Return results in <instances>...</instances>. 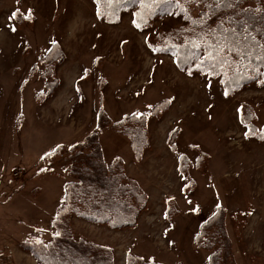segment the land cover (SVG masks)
<instances>
[{"label":"rangeland","instance_id":"374dc122","mask_svg":"<svg viewBox=\"0 0 264 264\" xmlns=\"http://www.w3.org/2000/svg\"><path fill=\"white\" fill-rule=\"evenodd\" d=\"M121 16L102 18L95 0H0V254L37 264L21 244L52 239L71 179L70 150L96 130L103 108L111 123L143 117L139 158L115 128L100 142L148 206L131 229L73 218L75 238L110 248L115 264H128V255L145 264H209L210 252L195 239L223 209L233 264H264V141L247 137L240 122L250 105L264 127V82L231 98L218 78L189 76L148 48V37L179 25V17L142 30L133 10ZM55 43L64 58L52 69L43 61ZM46 80L56 86L49 98ZM181 154L190 161L183 170Z\"/></svg>","mask_w":264,"mask_h":264},{"label":"trees","instance_id":"16d2710c","mask_svg":"<svg viewBox=\"0 0 264 264\" xmlns=\"http://www.w3.org/2000/svg\"><path fill=\"white\" fill-rule=\"evenodd\" d=\"M95 2L97 14L113 22L120 20L123 13L133 10L134 22L142 30L165 17H179V25L161 30L153 38L148 37V48L156 54L173 57L176 67L189 76L200 74L218 78L226 95L231 98L264 82L263 0ZM226 36L235 47L229 44L225 51L221 49ZM55 48L58 50L56 53ZM48 52L43 64L53 69L64 58V53L58 43L53 44ZM45 86L49 98L56 86H52L49 80ZM243 109L240 122L247 128L246 136L264 141V127L259 128L255 123L256 108L244 105ZM142 118V115H133L111 123L102 108L96 130L71 148V161L65 170L71 179L66 183L64 200L53 221L52 239L47 243L26 240L21 244V249L37 264H115V255L110 248L75 238L71 221L78 218L112 230L137 226L141 213L148 206V198L137 181L127 175L120 158L107 162L100 134L112 127L127 135L133 145V153L139 158L140 151L135 149L147 142L143 140L145 128ZM204 154L200 153L195 160L197 167ZM189 163V158L181 154L179 170ZM224 215V210L218 209L202 224L195 239L200 248L210 252L209 264H233V244L223 222ZM127 259L128 264H145L142 259L131 255Z\"/></svg>","mask_w":264,"mask_h":264},{"label":"built area","instance_id":"2783aa9c","mask_svg":"<svg viewBox=\"0 0 264 264\" xmlns=\"http://www.w3.org/2000/svg\"><path fill=\"white\" fill-rule=\"evenodd\" d=\"M0 264H13V252H3V254H0Z\"/></svg>","mask_w":264,"mask_h":264},{"label":"snow or ice","instance_id":"6c2138e0","mask_svg":"<svg viewBox=\"0 0 264 264\" xmlns=\"http://www.w3.org/2000/svg\"><path fill=\"white\" fill-rule=\"evenodd\" d=\"M136 26L140 27L139 24H137ZM245 39H247V36H245ZM224 41H225V43H224V46H223V48L221 50H225L226 51L229 44H232V46L235 47V44H233V42L229 39V37H227V36L224 37ZM242 55L246 56L247 54L246 53H242ZM257 58L260 59L261 57L258 56Z\"/></svg>","mask_w":264,"mask_h":264}]
</instances>
